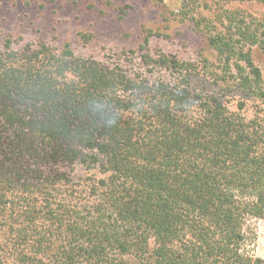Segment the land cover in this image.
<instances>
[{
	"label": "trees",
	"instance_id": "1",
	"mask_svg": "<svg viewBox=\"0 0 264 264\" xmlns=\"http://www.w3.org/2000/svg\"><path fill=\"white\" fill-rule=\"evenodd\" d=\"M245 2L264 4L219 0ZM194 5L182 16L217 53L221 83L260 103L256 115L192 90L198 68L175 56L146 52L128 70L69 46L4 44L0 264H264L241 251L248 221H264V78L253 57L254 47L264 55V19L223 8L200 19ZM68 165L101 175L89 202L68 187Z\"/></svg>",
	"mask_w": 264,
	"mask_h": 264
},
{
	"label": "rangeland",
	"instance_id": "2",
	"mask_svg": "<svg viewBox=\"0 0 264 264\" xmlns=\"http://www.w3.org/2000/svg\"><path fill=\"white\" fill-rule=\"evenodd\" d=\"M190 1L200 19L213 18L221 8L240 11L249 22L264 19V4L259 2L224 6L219 0H0V51L8 40L15 48L43 42L56 54L69 46L76 57L120 64L128 70L141 67L146 52L156 57L171 55L198 68L191 78L192 90L215 94L231 110L242 108L247 117L256 115L260 103L246 98L233 79L221 83L225 74L217 53L192 20L182 16L184 3ZM146 37L149 45L141 51ZM253 57L264 78V55L258 47L253 48ZM159 75L166 76L165 72ZM59 171L66 174L68 187L81 200H92L88 187L94 178H101L98 171L89 172L80 165ZM244 232L242 253L264 260V221H248ZM7 239L6 231L0 229V255Z\"/></svg>",
	"mask_w": 264,
	"mask_h": 264
}]
</instances>
